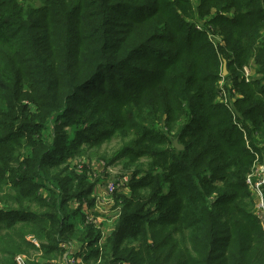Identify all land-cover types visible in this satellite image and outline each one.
<instances>
[{
	"label": "trees",
	"instance_id": "16d2710c",
	"mask_svg": "<svg viewBox=\"0 0 264 264\" xmlns=\"http://www.w3.org/2000/svg\"><path fill=\"white\" fill-rule=\"evenodd\" d=\"M137 55L144 85L121 98L134 81L113 82ZM224 60L238 71L225 78L241 95L232 109L217 102ZM251 60L262 78L246 83ZM105 122L123 143L108 164L135 168L107 236L83 210L96 206L90 167L71 163L112 138ZM256 153L264 0H0L1 264H51L64 243L86 246L80 264H264L246 180Z\"/></svg>",
	"mask_w": 264,
	"mask_h": 264
},
{
	"label": "rangeland",
	"instance_id": "374dc122",
	"mask_svg": "<svg viewBox=\"0 0 264 264\" xmlns=\"http://www.w3.org/2000/svg\"><path fill=\"white\" fill-rule=\"evenodd\" d=\"M191 1H192L193 7H195V5L199 2V0H191ZM193 17H186L187 18L186 20H188V22H190V23L197 22V21H195L196 19H193ZM198 23H203V22L198 21L197 24ZM200 25H204V24H200ZM219 33L217 34V40L218 41H220L222 39V37H220ZM222 58L223 57H221V59ZM141 59L142 58H140V56L137 55L136 58L132 60V65H134V66H132V67L129 66V69H120V73L116 74V79L114 80L113 85L115 87H117L119 90L122 89L121 81H120L119 77L129 78V79H132L134 81V86H133L132 89L121 90L122 91V93L120 94L121 98L129 97V95H132V93H134L135 88L144 85V83H142V80L140 78H138V77H136V76H134L132 74V69L133 68L134 69H139L141 71L142 69L147 67V65H145L144 62L141 61ZM225 59H227V58H225ZM221 62L222 63H221V67H220V76H222L223 65H224L223 61H221ZM234 67H235L234 65L233 66L227 65L228 74L230 73L231 76L235 75L234 74L235 72H238V71L234 70L235 69ZM248 68L250 69V72L254 75V78H259L260 77V75H256V70H257L258 67L254 63V60H251V63H250ZM136 71H138V70H136ZM227 76H222V79L217 82L218 89H220V86L224 87V86L227 85L226 83H227L228 80H225V78ZM260 78H262V77H260ZM129 79H127V80H129ZM83 126H84V124H81L80 128H83ZM75 128H77L76 125H71L70 127L67 128V131H68V133H70L71 138H75L74 137V132H73ZM114 128H115V126H110V123H106V122L104 124L100 125L99 129L105 130L106 135H109V134L113 135V136H110L112 138L111 139H102V140H106L107 143H103V144H101V146H96L95 148L89 147L88 145L85 144V142H83L82 143L83 146L81 147V149L84 150L87 153L85 154V156L81 155V156H79V158H73L71 160V163H73L74 165H77V164L82 162L81 163L82 165H83V163H85V164H87L90 167L91 171H90V174H89V178H90L89 179V183L90 184L91 183L95 184V186H94V188L92 190V192H93L92 193V198L95 199V197L98 196L97 195V187L99 186V184L108 185L109 181H113L116 184L115 185V192H114V194H112L111 197L109 196L110 198H112L113 202H115L114 201V197H115L116 194H127L128 196L130 195V190L128 189L129 188V184H130L129 182H130V180L132 178L133 169H135V168H132L131 171H128V170H126L124 168V166H123V164L121 162H115L113 165H109L108 161L105 159V158L111 159L112 154L114 153V151L118 150L121 147V145L123 144L122 141H121V136H118L117 134H115L118 131L116 130V132L113 134ZM94 130H96V129H94ZM101 137H104V136H101ZM96 151L100 153V156H99V158L97 157L96 159H94L90 163L89 162L90 160L88 159L89 158L88 154H94ZM263 192H264V188H263ZM253 196L255 197V194H253ZM73 200L74 199H72V200L69 199L68 200V206L69 207L71 206L72 208H74L73 206H76V202L73 201ZM2 207H3V205H2ZM257 207H258L257 197H255V205L253 207V212H254V214H256L258 216V218L260 219V221H261V223L263 225V222H262V220H261V218H260V216L258 214V208ZM95 208H96V206H95ZM93 209H91V210H93ZM94 215H96V214L94 213ZM112 215H115V211L114 210H113ZM94 224H95V220H94ZM100 226L103 227V225H100ZM98 227L96 226L97 229H98ZM263 228H264V225H263ZM38 244H39V242H38ZM58 260H60V259H58Z\"/></svg>",
	"mask_w": 264,
	"mask_h": 264
},
{
	"label": "built area",
	"instance_id": "2783aa9c",
	"mask_svg": "<svg viewBox=\"0 0 264 264\" xmlns=\"http://www.w3.org/2000/svg\"><path fill=\"white\" fill-rule=\"evenodd\" d=\"M204 26L203 25H198L197 28L199 30H203ZM209 38L212 40L213 38L217 40V35L214 37L212 35L209 36ZM221 41V40H220ZM222 42V41H221ZM222 44H224L222 42ZM242 79L245 80L246 83H250L251 80L253 79L254 75L250 72V69L245 66L242 70ZM231 92L232 96H231ZM241 95L235 91V88L233 87L232 83H230L227 87L226 86H220L219 89V97L217 98V102L222 103L228 108L232 109L234 101L237 98H240ZM238 127L242 129V131L245 132L244 128H242V125L238 123ZM248 145V148L250 149L251 152H253V149L249 145V142H246ZM260 146H263L260 144ZM255 164L253 167V171L251 174L247 176V183L251 189V192L255 194V197H257V203H258V214L263 222L264 225V155L261 157L260 154L256 153V159H255ZM115 183L113 181H109L107 185V192L109 195L112 196L115 192ZM119 216V214H118ZM87 223H94V219L87 215ZM33 241L38 244V241L36 239H33ZM62 248L65 250L64 251V256L60 258V262L62 264H80L82 260L77 257L78 255H81L84 250L86 249L85 245H72L68 243H64L61 245ZM16 264H27V257L23 255H17L15 258Z\"/></svg>",
	"mask_w": 264,
	"mask_h": 264
},
{
	"label": "crops",
	"instance_id": "0c3cea01",
	"mask_svg": "<svg viewBox=\"0 0 264 264\" xmlns=\"http://www.w3.org/2000/svg\"><path fill=\"white\" fill-rule=\"evenodd\" d=\"M97 195L98 196L95 197L97 209L94 207L93 210H89L87 209V207H84V212L95 220V226H99L98 228L102 231V235L107 236L114 229V226L119 219V209L115 208V202H113L112 198H110L111 195H109L107 192L106 184H99V186L97 187ZM113 210L115 211V215H112ZM94 213L96 215H94ZM100 225H103V227H101ZM51 264L62 263L59 260H56L52 261Z\"/></svg>",
	"mask_w": 264,
	"mask_h": 264
},
{
	"label": "water",
	"instance_id": "95a60500",
	"mask_svg": "<svg viewBox=\"0 0 264 264\" xmlns=\"http://www.w3.org/2000/svg\"><path fill=\"white\" fill-rule=\"evenodd\" d=\"M223 72H222V76H226L228 74V70H227V65H228V62L226 60L223 61ZM175 144V147L178 149V150H183L185 147L179 145L178 143V139L175 140L174 142Z\"/></svg>",
	"mask_w": 264,
	"mask_h": 264
}]
</instances>
